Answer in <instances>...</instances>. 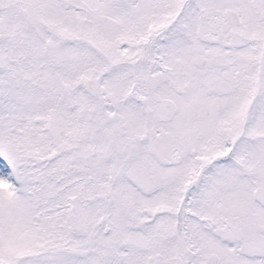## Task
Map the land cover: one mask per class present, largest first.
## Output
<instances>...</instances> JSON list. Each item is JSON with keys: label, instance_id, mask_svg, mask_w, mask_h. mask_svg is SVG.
Returning a JSON list of instances; mask_svg holds the SVG:
<instances>
[{"label": "snow or ice", "instance_id": "snow-or-ice-1", "mask_svg": "<svg viewBox=\"0 0 264 264\" xmlns=\"http://www.w3.org/2000/svg\"><path fill=\"white\" fill-rule=\"evenodd\" d=\"M0 264H264V0H0Z\"/></svg>", "mask_w": 264, "mask_h": 264}]
</instances>
